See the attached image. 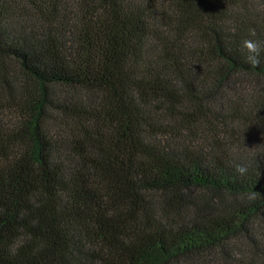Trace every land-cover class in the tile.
Wrapping results in <instances>:
<instances>
[{
    "label": "trees",
    "instance_id": "16d2710c",
    "mask_svg": "<svg viewBox=\"0 0 264 264\" xmlns=\"http://www.w3.org/2000/svg\"><path fill=\"white\" fill-rule=\"evenodd\" d=\"M245 40L264 0H0V264H264Z\"/></svg>",
    "mask_w": 264,
    "mask_h": 264
},
{
    "label": "clouds",
    "instance_id": "9594fccd",
    "mask_svg": "<svg viewBox=\"0 0 264 264\" xmlns=\"http://www.w3.org/2000/svg\"><path fill=\"white\" fill-rule=\"evenodd\" d=\"M249 34L255 36V29H250ZM244 47L248 50L249 55L244 59V63L248 64L250 67L256 68L260 65L261 59L260 54L264 52V41L260 40H245ZM237 172L241 175L247 172V168L241 165H237ZM256 193L253 192L250 194L249 199H255Z\"/></svg>",
    "mask_w": 264,
    "mask_h": 264
}]
</instances>
